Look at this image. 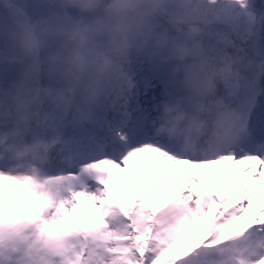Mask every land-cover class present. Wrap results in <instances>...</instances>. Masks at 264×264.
<instances>
[{
    "label": "clouds",
    "instance_id": "clouds-1",
    "mask_svg": "<svg viewBox=\"0 0 264 264\" xmlns=\"http://www.w3.org/2000/svg\"><path fill=\"white\" fill-rule=\"evenodd\" d=\"M40 3L46 14L0 26L7 42L0 61L25 65L0 87V156L37 181L69 143L67 127L91 125L99 109L135 90L137 64L165 70L152 131L181 145L224 146L243 131L247 98L264 90V10L253 0ZM33 129L39 134L26 140ZM0 264H64V257L36 226L13 219L0 224Z\"/></svg>",
    "mask_w": 264,
    "mask_h": 264
},
{
    "label": "snow or ice",
    "instance_id": "snow-or-ice-1",
    "mask_svg": "<svg viewBox=\"0 0 264 264\" xmlns=\"http://www.w3.org/2000/svg\"><path fill=\"white\" fill-rule=\"evenodd\" d=\"M138 96L64 146V175L37 181L0 156V224L36 226L64 264H264V90L217 149L155 134L159 106Z\"/></svg>",
    "mask_w": 264,
    "mask_h": 264
},
{
    "label": "rangeland",
    "instance_id": "rangeland-1",
    "mask_svg": "<svg viewBox=\"0 0 264 264\" xmlns=\"http://www.w3.org/2000/svg\"><path fill=\"white\" fill-rule=\"evenodd\" d=\"M253 5L257 9L264 10V0H253ZM48 10L41 5L40 0H0V26L12 24L19 20H32L36 17L46 14ZM67 14L72 17H78L79 14L74 10H68ZM7 46V42L0 39V50ZM27 63V62H26ZM25 65H8L0 61V87H6L10 83L17 81L20 78V74L23 71ZM135 80L138 87V82L143 86L137 88L139 90V96L137 97L140 103H149L147 87L143 79H150L153 82L163 81L165 79V70L162 68L159 71L153 69L147 64H137L134 67ZM48 81L41 78L39 80L40 85L47 84ZM156 89L157 87H154ZM159 90H165L159 89ZM155 91V90H154ZM144 98V99H143ZM164 98L162 97V100ZM149 106V104H148ZM150 107V106H149ZM152 108V107H150ZM156 112V111H155ZM73 127L69 126L64 130V133L71 131ZM31 136L39 134V129H33L29 133ZM58 174L57 176H59Z\"/></svg>",
    "mask_w": 264,
    "mask_h": 264
},
{
    "label": "bare ground",
    "instance_id": "bare-ground-1",
    "mask_svg": "<svg viewBox=\"0 0 264 264\" xmlns=\"http://www.w3.org/2000/svg\"><path fill=\"white\" fill-rule=\"evenodd\" d=\"M143 81L145 82V87H147V88L150 87V86L157 87L156 89H154V88L151 89V90H155V91H152L153 92V94H152V99L153 100H152L151 104H154V105L160 104L162 102V99H160L162 97V92L158 91V89H164V85L162 84V82L161 81L153 82V81H151V78L149 80L148 79L147 80L143 79ZM140 86H143V85L140 84V82H138V87L137 88H139ZM165 98L166 97L164 96V99ZM98 112H99V110H98ZM155 115H157V112H155ZM84 128H92V124L88 125V126H85ZM59 150H60V148H59ZM56 164H61V163H56ZM62 165H64V164H62Z\"/></svg>",
    "mask_w": 264,
    "mask_h": 264
}]
</instances>
